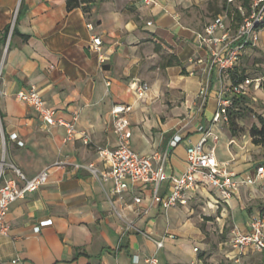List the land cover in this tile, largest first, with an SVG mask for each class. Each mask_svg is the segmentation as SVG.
Wrapping results in <instances>:
<instances>
[{
    "label": "crops",
    "instance_id": "1",
    "mask_svg": "<svg viewBox=\"0 0 264 264\" xmlns=\"http://www.w3.org/2000/svg\"><path fill=\"white\" fill-rule=\"evenodd\" d=\"M71 2L0 0V159L5 155L28 178L49 169L46 186L12 204L10 231L0 234V264H148L153 256L163 264H264V252L239 254L231 245L235 232L250 230L253 216L264 217L259 184L241 187L230 200L198 187L187 205L165 209L152 205L150 185L130 184L113 195V182L85 167L105 169L99 151L117 145L111 111L123 104L133 106V149L144 155L168 151V175L186 171V149L203 137L206 149L238 177L254 173L264 163V143L256 144L251 134L264 119V30L257 46H247L237 65L221 72L200 41L219 17L209 16L210 0ZM95 37L103 41L101 53L92 47ZM236 79L248 88L246 95L230 91ZM136 82L149 85L143 98ZM31 88L58 117L78 116L74 140L66 141L64 126L47 124L16 98ZM221 95L251 100L246 104L252 110L232 104L228 119L215 122ZM14 133L17 140L10 138ZM177 136L181 141L172 146ZM5 177L15 174L8 170ZM169 186L163 182L160 193L167 195ZM138 195L143 202L135 205ZM128 222L135 228L126 229Z\"/></svg>",
    "mask_w": 264,
    "mask_h": 264
},
{
    "label": "built area",
    "instance_id": "2",
    "mask_svg": "<svg viewBox=\"0 0 264 264\" xmlns=\"http://www.w3.org/2000/svg\"><path fill=\"white\" fill-rule=\"evenodd\" d=\"M152 1V0H144ZM230 6L243 17V22L235 33H232L228 25L229 9L224 14L217 17L205 28V32L200 35L201 44L211 48L213 62L219 65L221 72L233 69L240 60L242 51L247 46H257L259 42V32L264 30V0H251L250 6H243L240 0H228ZM230 8V7H229ZM221 31L222 35L217 36ZM101 37L93 39V49L101 53ZM233 43H236L233 45ZM8 46L5 48L7 51ZM101 60L105 57L101 55ZM1 75V72H0ZM259 80H257L258 82ZM256 86H259L257 84ZM133 88L138 96L143 98L149 91L147 83H134ZM230 91L233 94L248 93V88L244 84L234 85ZM16 98L32 106L40 118L49 125L64 126L67 130L66 141H71L77 135L78 116L68 121L57 116V111L47 106L41 92L36 88L18 91ZM232 99L219 98V109L214 116V121L228 119V108L232 105ZM132 105L115 104L112 108L113 130L117 136V145L114 148L100 149L99 154L105 162V169L100 171L94 164L85 166L100 181H112V194L121 195L127 190L130 184L138 187L150 185L152 187V205H161L165 209L176 207L177 205H187L194 196L198 187H211L215 189L219 196L224 200H230L241 187L245 185L259 184L264 196V163L259 164L252 174L238 177V175L229 168L228 163L220 161L215 154L214 149H206L207 138L203 137L198 143L187 147L186 171L180 175H168L166 164L169 152L165 154L153 153L144 155L135 151L131 145L132 130L128 114L132 111ZM12 140H17L16 133L11 134ZM85 143L89 141L85 138ZM181 141L177 136L172 142L176 146ZM23 145V142H19ZM8 170H12L15 177L6 178ZM169 181V193L163 195L160 188L163 182ZM49 182V169L46 168L32 178H28L25 173L13 163L6 160L5 155L0 159V234L7 235L10 231L8 223V214L13 203L22 199L27 193L38 191ZM143 202L142 196H135L134 204ZM115 213L122 218L120 211L114 207ZM51 220L43 223L49 224ZM134 229L132 222L126 223V229ZM231 245L239 254L254 249L264 252V217L262 215L253 216L250 222V230L247 233L235 232V237L231 240ZM164 246V241L157 242L160 249ZM195 248V251H198ZM137 261L138 257L135 256ZM148 264H163L156 256L147 259ZM14 264H20L18 260ZM184 264H203L192 261Z\"/></svg>",
    "mask_w": 264,
    "mask_h": 264
},
{
    "label": "trees",
    "instance_id": "3",
    "mask_svg": "<svg viewBox=\"0 0 264 264\" xmlns=\"http://www.w3.org/2000/svg\"><path fill=\"white\" fill-rule=\"evenodd\" d=\"M243 4V6L245 7H249L251 0H240ZM72 2L71 0H69V5H71ZM229 9V13H230V17H231V21H232V25L231 27H233L234 29H238L240 24L243 22V17L241 16V14L236 10V8H234L233 10H231L230 8H228L227 6L224 7V11L223 12H219L217 13L216 16H221L224 14L225 10ZM15 32V31H14ZM235 83L234 85H239L240 82L242 81V79H236L234 80ZM233 85V86H234ZM232 104L234 105H241L242 102H244L243 100L240 99V97H238L237 95H233L232 96ZM231 117H229V122H230V128L233 134H236L235 131V122L233 120V116L232 113L230 114ZM259 121L262 124V128H257V127H253L251 134L253 136V140L256 144H260V143H264V119L262 117H259Z\"/></svg>",
    "mask_w": 264,
    "mask_h": 264
},
{
    "label": "rangeland",
    "instance_id": "4",
    "mask_svg": "<svg viewBox=\"0 0 264 264\" xmlns=\"http://www.w3.org/2000/svg\"><path fill=\"white\" fill-rule=\"evenodd\" d=\"M210 1L211 2H210V4H208L207 8L209 9V11H208L209 12V16L212 17V18L217 15L218 11L219 12H223L224 11V7H226V6L229 7L228 4H227L228 0H210ZM208 12H206L204 10V14H206ZM228 24H229V22H228ZM246 103L251 104V100H248V102L247 101L246 102L245 101L242 102V104L244 105V107H243L244 110H246L247 113L249 114L250 113L249 111H251L252 108Z\"/></svg>",
    "mask_w": 264,
    "mask_h": 264
}]
</instances>
